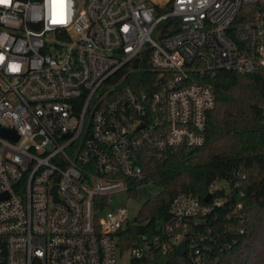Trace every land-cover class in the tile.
<instances>
[{
    "label": "built area",
    "instance_id": "1",
    "mask_svg": "<svg viewBox=\"0 0 264 264\" xmlns=\"http://www.w3.org/2000/svg\"><path fill=\"white\" fill-rule=\"evenodd\" d=\"M263 68L264 0L0 3V128L17 135L0 134V264H118L183 240L186 261L212 264V224L244 230L238 182L179 192L129 248L119 232L134 220L112 193L205 143L218 69Z\"/></svg>",
    "mask_w": 264,
    "mask_h": 264
},
{
    "label": "trees",
    "instance_id": "2",
    "mask_svg": "<svg viewBox=\"0 0 264 264\" xmlns=\"http://www.w3.org/2000/svg\"><path fill=\"white\" fill-rule=\"evenodd\" d=\"M173 20L161 23L163 33ZM212 81L216 104L208 113L205 143L147 161L148 180L162 189L151 194L134 221L120 229L121 245L129 248L141 234H156L157 224L170 218L171 202L179 192L204 198L213 181L226 178L233 185L238 182L234 196L244 203V230L225 232L224 223L212 224L218 236L211 243L216 250L211 263L264 264V68L247 73L218 69ZM239 169L245 170V178L237 177ZM183 255L177 249H153L132 257L129 264H192Z\"/></svg>",
    "mask_w": 264,
    "mask_h": 264
},
{
    "label": "rangeland",
    "instance_id": "3",
    "mask_svg": "<svg viewBox=\"0 0 264 264\" xmlns=\"http://www.w3.org/2000/svg\"><path fill=\"white\" fill-rule=\"evenodd\" d=\"M159 2L166 4V0H158ZM153 37L160 41L159 29L153 33ZM219 184L221 186H228V182L225 179H220ZM161 186L154 182H147L138 187L137 193L135 195H129L126 191H119L112 193L113 201L115 205L126 204L129 208V217L134 220L138 215V212L151 194L159 193ZM131 256L129 252H125L124 256L119 258L118 264H129Z\"/></svg>",
    "mask_w": 264,
    "mask_h": 264
},
{
    "label": "water",
    "instance_id": "4",
    "mask_svg": "<svg viewBox=\"0 0 264 264\" xmlns=\"http://www.w3.org/2000/svg\"><path fill=\"white\" fill-rule=\"evenodd\" d=\"M0 134L2 135H8V136H11V137H14V139L17 138V135L11 130V129H8V128H0ZM210 196V194H208L205 198L208 199ZM178 249L180 252H185L186 251V240H183L179 245H178Z\"/></svg>",
    "mask_w": 264,
    "mask_h": 264
},
{
    "label": "snow or ice",
    "instance_id": "5",
    "mask_svg": "<svg viewBox=\"0 0 264 264\" xmlns=\"http://www.w3.org/2000/svg\"><path fill=\"white\" fill-rule=\"evenodd\" d=\"M5 2V0H0V3Z\"/></svg>",
    "mask_w": 264,
    "mask_h": 264
},
{
    "label": "bare ground",
    "instance_id": "6",
    "mask_svg": "<svg viewBox=\"0 0 264 264\" xmlns=\"http://www.w3.org/2000/svg\"><path fill=\"white\" fill-rule=\"evenodd\" d=\"M156 1H158V0H156Z\"/></svg>",
    "mask_w": 264,
    "mask_h": 264
}]
</instances>
